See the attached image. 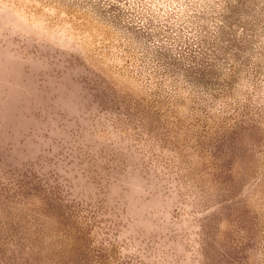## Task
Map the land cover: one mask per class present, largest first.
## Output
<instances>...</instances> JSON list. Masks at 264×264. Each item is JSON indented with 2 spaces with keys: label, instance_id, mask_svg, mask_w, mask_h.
<instances>
[{
  "label": "rangeland",
  "instance_id": "obj_1",
  "mask_svg": "<svg viewBox=\"0 0 264 264\" xmlns=\"http://www.w3.org/2000/svg\"><path fill=\"white\" fill-rule=\"evenodd\" d=\"M0 264H264V0H0Z\"/></svg>",
  "mask_w": 264,
  "mask_h": 264
}]
</instances>
